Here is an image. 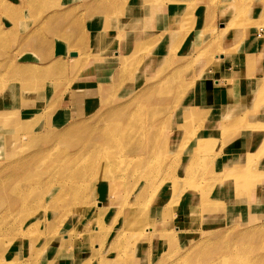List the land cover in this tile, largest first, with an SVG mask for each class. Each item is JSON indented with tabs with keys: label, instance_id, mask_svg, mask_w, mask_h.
Segmentation results:
<instances>
[{
	"label": "rangeland",
	"instance_id": "374dc122",
	"mask_svg": "<svg viewBox=\"0 0 264 264\" xmlns=\"http://www.w3.org/2000/svg\"><path fill=\"white\" fill-rule=\"evenodd\" d=\"M21 1H23V3L19 8L23 11H18L17 15V13L10 10H16V8L7 4L6 1L0 0V16L3 18L2 22L5 26H7L5 20L11 23L12 14L23 19L26 27L39 20V23H43L47 14H54L56 16L53 18L54 23L64 18L61 17L64 8L60 9L61 11L58 10L61 7V0H38L37 2L34 0H19V2ZM62 1L64 2L65 0ZM166 1L168 0H160L159 3L166 4ZM178 1L183 6L179 12L183 11L188 4L192 7L190 8L188 6V8H190L189 10H191L189 11L190 17L185 18V15L180 14V18H178L177 21L174 20V26H176V28H173L171 32L168 30L171 38L170 42L166 44V47L170 49L165 53L166 47H163L160 51V56L154 59L151 65L144 64L143 67L142 65H138V62L136 64L135 62L130 64L127 57L124 56L119 61L121 65L119 63V66H116V68L108 70L106 78L88 80L86 83L87 86L93 87L100 84L102 88L94 89L95 91L88 97V108H84L85 111H83L82 114L79 113L81 112V108L75 111L73 110V113H71L69 109L63 107L64 105H67V107L69 105L65 97H67L68 91L71 88L79 86L74 78L77 75L86 76L88 73L84 71L91 69L88 67L90 65L87 64L95 63L98 58L94 57V59L90 61L93 58V56H90L87 60L83 59V61H79L81 63H78L72 61L73 59L70 61V55L67 54V58L61 60V63L58 62L56 66L53 67L55 69L48 70L47 68L51 64H17L14 62L13 57H11L10 50L12 45L16 47L17 42L15 41L14 44H11L9 37L7 40H0V108L2 112L4 111V113L0 114V174L11 172V169L9 167L6 169V166H4L3 171H1L2 162L13 160L17 154L21 153V155L17 157H20V161L23 162L19 164L20 167L16 166L18 169L14 168L13 165L11 166L14 171L17 173L20 172L18 177L11 178L10 175V177H6L0 182V184L4 185L3 187L0 186V238L3 237V239H0V255L9 256L12 251H16V239L25 238L17 233L20 227L22 229H30L32 232L30 233L32 239L22 240L24 243V246H22L23 256H26L27 252L31 249L30 252L32 253L35 250L37 252L39 251V254H42V250L46 243L45 239H49L50 236L53 235L54 229L60 224H62V231L65 230L64 228L70 230L75 227V231L72 234H79L93 227V224H87L86 221L83 220L82 223L80 222L81 225L78 228L79 224L77 220L74 221L75 223L71 224V219L62 221V218H59V214L61 211H65L66 213L67 210L69 211L71 208L79 209L92 205H96L94 207H97V194H108L106 188H103V190L98 189L99 191H97V194L89 193L84 197L78 194L76 195L77 201L73 202L70 187L63 185L64 192L56 193L58 202L56 201V206H52L48 203L49 196L45 190L47 186L43 183H37L36 187H34L33 183H35L36 176L39 179H48V173L42 170H44L48 164L56 163L57 160H59L57 158L62 156L63 150L72 151V145L82 143L83 135L95 132L99 128V130H105L104 127L106 125V127L110 126L111 130V127L118 125L122 126L123 122L125 124L126 122L135 121L136 128L139 130L140 134L132 137L131 141L134 142L138 139V141L143 140V142H145L149 138L155 137L157 145V152L153 154H150V148L148 149L149 156L157 158L154 163L155 168L151 166L147 168V166H145L139 169V171L142 173L144 172L150 177H156L158 180L166 183L168 188H170V191L166 194V199L168 201L166 203H170L172 207L166 211V216L159 221L163 222L167 219L171 221V218L178 219V217H181L182 220L177 221L181 222L182 225L175 222V226L172 225L170 227V232L173 231V233H171L173 237L172 239H168L164 236V232L161 234L163 231L161 230V224H158L159 226L157 225L156 228L143 225L138 211L135 213L133 224H130L126 233L123 237H120V241L118 240L122 251L128 254H134L137 251L139 256H141L140 264H169L177 260H179L178 264H205L207 262L208 264H248V262L249 264H264V37L262 38L263 44H260L258 41L259 36H264V24H259L260 22L258 23L257 21V18L261 15V11L264 10V0H227L226 3H221L219 0ZM192 1L193 3L190 4ZM125 2L124 0L117 1L115 9L117 15L113 13L108 19L106 17V27L104 26V29L111 27L110 23H108L111 21L110 19L114 18L116 20L119 17L121 18L123 14L122 7H124ZM199 2L201 4H206L205 17L201 16L202 13H199V9H197ZM1 4L6 5L10 9ZM64 4L65 2L63 5ZM110 4L111 0H108V2L103 3V6L105 7ZM99 5L102 6V4ZM222 6L231 7L233 10L226 23H224L226 21V15L224 14L226 13H222ZM33 12H35V14ZM44 12L47 13H45V18H43L44 16L41 17ZM218 14H220V16H218ZM191 16H193V18L195 16L197 20H199L198 17L203 19L202 24L199 23V25L201 24L200 27L197 26L199 21L196 22L195 26V22L192 20L193 25H190ZM233 16L236 18V23ZM50 18L51 17L47 19L50 20ZM245 19L248 21V25L246 24L241 27V23ZM46 25L49 24L46 23ZM38 26L35 29V33ZM259 27L263 28L260 34L256 33ZM202 29L204 30L201 35L200 31ZM0 31L1 37L3 30L0 29ZM122 34L123 31L116 36H121ZM39 35L40 34L36 33L34 37L32 34L36 40L41 38L38 37ZM167 35L168 33L164 32V37H167ZM214 36L215 39L213 38ZM252 37H254L256 41H252ZM44 38L48 40L45 35ZM157 41H159L160 45L161 40ZM41 44H43V42ZM247 46L254 47L257 53L256 59L245 64L244 60L242 61L241 58L245 56ZM200 51H205V58L199 59L198 55L200 56ZM162 53H165L166 56L168 53H170V56L173 53V57L171 56L169 58L168 64H163L165 58ZM133 55H135V52L131 54V56ZM236 55H239L238 57L241 59V63L238 64V67L236 66L235 71H233V83H230L233 94H230L229 102L224 105L223 111L210 112L208 108L205 109L203 107L204 105L200 104L198 101L194 102V99H202V88L200 84L203 81V77L207 75L205 72L216 65L219 58L224 56L234 61V59H237L234 58ZM205 59L208 63H205ZM86 61L90 62L86 63ZM185 63L189 65L186 66ZM24 66L36 67L41 69L42 72L41 74L30 72L31 70L24 68L22 72H19L20 74L13 73V68ZM98 70L97 72H102L104 68L102 67V69ZM238 73H241V76H247V80H244L242 83L245 89L243 90V96L239 95L238 86L240 83L238 81ZM91 77L95 76L91 75ZM253 77L254 81L252 80L253 83L251 84L250 79ZM27 80L32 81L30 82ZM44 83H50L51 89H45L43 87ZM154 84L156 85L154 86ZM82 88L86 89V87ZM26 90L27 92H25ZM13 92L16 94L15 99L12 96ZM65 94L67 95L65 96ZM125 104L127 107L124 110L123 105ZM15 105L18 106L17 110L12 112L10 108H14ZM114 108L117 109L114 110ZM7 109H10L11 119L7 122H2L4 117H7L4 121L9 118ZM44 110L45 113H48V118L46 120L41 119L43 115H40ZM111 111H113V115ZM126 111H131V113H127ZM57 117L61 121V125L53 128L57 123ZM44 122L46 123L44 124ZM71 122L73 123L69 127V123ZM173 122L178 124V126L175 124V127H179L183 132L177 130L172 131L174 130L171 127L173 126ZM160 123V126L157 125ZM67 124L69 125L66 126ZM82 124L83 127H79V125ZM92 125L93 127L95 126V131H93ZM16 126L21 127V129H17ZM151 127L158 128L155 129L156 131L154 130L152 132L150 130ZM168 127H170V133L167 139L166 135L168 132L167 134L163 132ZM66 128H72V130H66L67 133H70L69 131H71V133L64 136L63 141H57L58 147H56L58 149L55 151L52 150L47 159L42 161L36 159L31 163L24 158L22 159L26 151L37 150L43 145V143L33 144L32 141L34 137L41 136L46 130L56 136L58 131ZM76 128L78 131H75ZM16 135H18V137ZM197 136L202 137L203 141L199 144V148H191L192 151L196 152V154H193L196 165L193 169L191 168L188 170L189 176L185 183L175 180L176 177L177 179L185 178L184 174L186 169L184 167L188 164L189 158H192L190 151L187 154V149L190 147V143L196 146L195 138H197ZM25 138L27 140H25ZM53 139L56 138L54 137ZM122 139L128 141L130 137L126 136V138L122 137ZM248 139L250 142L241 152L240 150H229L230 147L227 148V144L234 140L240 142L244 140L248 141ZM4 141H6V143H11H9L10 145L7 146L5 150L1 149ZM26 145L28 146L22 151V146L24 147ZM184 146H186L185 150L180 151L179 148ZM11 149H13V152ZM145 149L146 147H144V150ZM246 150H249L247 151L248 153ZM119 151L122 150H117L116 153ZM230 152L232 154L237 152L240 153L229 158L231 161L227 162V164H232L233 166L225 168L221 165L220 159L228 158L226 156L227 153ZM117 156L116 154V158L113 159V161L115 167L120 169L119 171H115V174H121L124 162H128V159L119 160ZM170 158L173 159L171 160ZM185 160H187V162ZM138 164L139 163H135L136 166H138ZM166 165H169V167L166 168ZM170 165H175L178 170L169 172ZM210 165L215 167L211 169ZM227 172H234L238 175L236 177H228L227 174L223 177ZM176 174H178V176ZM214 174L216 176L218 175L217 180L214 178ZM79 179L81 180L80 184L82 181H85L82 183L83 187V185L85 186V184H88L90 176L81 177L80 175L78 177V182ZM237 179H239L240 182L234 183ZM174 183H183V185H181L183 188L179 190L181 186L173 187ZM231 187L233 188V193L230 194V200L225 201L229 203H226L223 207L220 203L216 204L217 199H226ZM56 190V188L52 189L53 192ZM126 190L127 187L121 183L117 185L115 192L121 195ZM153 190L152 193L148 195V199L154 196L155 192L153 193ZM38 191V194H41L43 198L41 204L34 208L29 207L26 209L29 211L32 210V212L21 224V214L24 213L23 211L26 212V210L19 207L21 205L19 204L20 202L18 203L19 206L13 208L10 200L11 197L15 196L19 199L22 197L28 200H35L36 195H38L35 194V192ZM190 192H195L197 194V199L195 205L193 204V210L184 213L183 211L187 210H184V208L179 209L178 207L182 205L181 203L185 204L186 197ZM3 197L4 199H2ZM95 197L96 199H94ZM250 197L251 201H248ZM210 198L213 199L212 203L210 202ZM117 199L118 198L114 199L113 202L115 204L108 210V218L104 219L102 222L104 224V240L95 247V260L97 262L101 261V264H103V259L106 257L113 260V257L115 258L116 255L119 260L123 261L121 252H116L112 249L109 250V243L111 240L113 241V239L116 240L117 228L120 226V224L116 226H112L111 224V219L114 217L115 211L119 208ZM236 200L239 201L236 202ZM72 204L79 207H74ZM142 206L143 204L141 208ZM106 209L107 207L104 208V210ZM20 212L22 213L20 214ZM69 212L71 214V211ZM182 212L184 214L183 217L180 216ZM73 214L79 217L82 215V212L79 210ZM74 219H76V217H73V220ZM120 222L121 220L119 219L118 223ZM176 226L179 227L176 228ZM174 229L179 230L176 231ZM110 230H112V232L108 234ZM36 232L38 235L35 234ZM93 232L96 233V231ZM93 236L98 237L99 235L93 234ZM81 239L82 238L76 240L78 245L75 250L82 251V249L85 248V251H88L85 254L90 253L93 247L86 245V243L82 245ZM31 242L35 243L32 244L34 248L32 245L30 246ZM4 246H6V248ZM145 247H150L153 251H148ZM148 252H150V254H148ZM33 254H35V252ZM106 254H108V256ZM209 259H211V261H209ZM39 260L37 264L41 263ZM79 263L80 259L78 264ZM93 263L89 261V264ZM30 264L35 263L31 262ZM42 264H45V262L42 261ZM113 264H117V262H113ZM129 264L137 263L132 260Z\"/></svg>",
	"mask_w": 264,
	"mask_h": 264
},
{
	"label": "bare ground",
	"instance_id": "6f19581e",
	"mask_svg": "<svg viewBox=\"0 0 264 264\" xmlns=\"http://www.w3.org/2000/svg\"><path fill=\"white\" fill-rule=\"evenodd\" d=\"M34 1L37 2L38 0H34ZM99 1H101V0H99ZM168 1H170V2L176 1L177 2V0H168ZM124 2H125L124 7H122L123 8V11H122L123 12V25H124V32H125V36H126V42L128 44V46H127L128 47L127 48L128 53H126L125 56L127 57V60L129 61L130 64H133L134 62L136 64L138 62V65H142V67L144 66V64L151 65V62H153V60L156 58V55H157L158 49H159V41H157V40H162V38H163V40L165 39V37H164V32L166 31L165 27H164L163 30H160L158 28V26H159V22L158 21L159 20L166 21L164 25L167 26L166 27L167 30L171 31L173 28H176V26H174V20L177 21L178 18H180V14L185 15V18L190 17V12L189 11H191V10H189V9L192 6L190 7V5L188 4V6L190 8H188V6H187L183 11L179 12L180 10H178L176 13L170 14L169 18L168 17L165 18L166 14L168 12L167 11V6H166V4L159 3L160 0H124ZM98 3H100V2H98ZM192 3H193V1L190 4H192ZM33 9H35V8H33ZM101 12H103V11H101ZM105 12L107 13V11H105ZM263 12H264V10L261 11V15L257 18L258 23L260 22L259 24H264V13ZM33 13L35 14V12H33ZM55 13H57V12H55ZM116 13L114 12V15ZM262 13H263V15H262ZM46 14H44V15L42 14L41 17L44 16L43 18H45ZM49 17H51L50 20L47 19ZM54 17H56L54 14H50V15L47 14V16L45 18V21L43 23H39V26H38V29H37L36 33L40 34L38 37H41V38L38 41H40L41 43L48 41V40H46L44 38L43 29L49 30V28H50L52 30V27L54 26V21H53ZM208 17H209V15H208ZM233 18H234V21L236 23V18L234 16H233ZM107 19H108V17H107ZM192 20H193V16H191V18H190V25L191 26L193 25ZM205 20H206V18H205ZM47 21H49V22H47ZM74 21H76V20H74ZM117 21H118V18L115 20V22H117ZM208 21H209V19H208ZM247 22L248 21L246 19L243 20L242 23H241V27L245 26L247 24ZM46 23H48L49 25H46ZM74 23L77 24L78 22H74ZM74 23H73V25H74ZM108 23H110V22H108ZM117 26H118V24H117ZM205 28H207V27H205ZM79 29H81V28H79ZM81 30H83V29H81ZM203 30L204 29H202L200 31L201 35H202ZM77 31L79 32V30H77ZM105 33H107L106 28L105 29L103 28L101 30V32L97 33V36H96V39H95V45H94L95 51L93 52L92 55H90L89 52L86 53V52H83V51H81L79 49L80 51H77V55L74 52L76 56L75 57L73 56L74 59L72 61L81 63V62H79L80 60H82V61H83V59L87 60V58L90 57V56L91 57L93 56V58L90 61H92L94 59V57L98 58L99 60H103L105 58L104 55L106 53L112 51V48H113L112 46L115 45V44H113L112 41H110L109 39H106V36H105L106 34ZM166 33H168L167 36H169L170 33L167 32V31H166ZM0 34H1V31H0ZM84 35H86V34H84ZM77 37H75V38H77ZM263 37L264 36H259L258 37V41H259L260 44H263V39H262ZM213 38L215 39V36ZM214 39H213V41H214ZM256 39H257V37H256ZM72 40L75 41L74 39H72ZM251 40L252 41H256L254 39V37H252ZM155 41H157V42H155ZM77 42H79V41H77ZM83 45L85 46V44H83ZM36 46L38 47V45H36ZM77 47H78V45H77ZM124 47H125V45H124ZM74 49H75V47H74ZM205 49H208V48H205ZM133 52H135V55L131 56V54ZM169 54L170 53H168L167 56L163 55L164 58H165L164 59L165 62L163 63L164 65L168 64V60H169V58L171 56L173 57V55H172L173 53L171 54V56ZM199 54H200V56L198 55L199 59H203V58L206 57L205 51H202V52L200 51ZM143 55H146V56H143ZM118 57H119V55H118ZM52 60H53L52 61L53 63L47 68L48 70L55 69L53 67L56 66V64L58 62L61 63L60 61L62 59L61 58H54ZM193 60H195V59H193ZM89 62L86 61V63H89ZM78 63H77V65H78ZM205 63H208L206 61V59H205ZM87 65H90V64H87ZM120 65H121V63H120ZM187 65H189V64H186V66ZM88 67H90V66H88ZM182 67H180V68H182ZM24 68H28V70H31L30 72H37L39 74H41V72H42L41 69H38L36 67L24 66V67L13 68V73L18 74L19 72H22ZM97 69H98V67H97ZM90 70L91 69H88V70H85L84 72H86V73L89 72L90 73L91 72ZM22 79H24V78H22ZM27 81H30V80H27ZM149 83H151V82H149ZM155 85L156 84H154V86ZM235 85H236V83H235ZM43 87L45 89H47V90L51 89L50 83H44ZM153 87H152V89H153ZM147 89H149V88H147ZM25 92H27V90ZM30 92H32V91H30ZM12 94H13L12 95L13 98L15 99L16 98L15 92H13ZM66 95L67 94H65V96ZM17 105H18V103H17ZM125 105H123V109L124 110L127 107V105L126 106ZM17 107L18 106L15 105L14 108L12 109V112L16 111ZM84 108H88V107L81 108V112H79V113L82 114L83 111H85ZM115 109H117V108H114V110ZM123 109H122V111H123ZM112 112L113 111H111V114L113 115ZM116 112H117V110H116ZM127 113H131V111H128ZM7 114H8L9 118L6 121H4V119L7 118V117H4L2 122H7L8 120L11 119L10 111H8ZM40 115H43L41 117V119H43V120L44 119L46 120L48 118V113H45V110L43 112H41ZM129 116H130V114H129ZM106 117H107V115H106ZM103 120H102V122H103ZM176 120H177V118H176ZM121 121H122V119H121ZM124 121H127V120H124ZM45 123L46 122H44V124ZM72 123L73 122L69 123L70 125L67 124L66 126L69 125V127H70ZM94 124H96V123H94ZM175 124H176L175 122L172 123L173 126H171V127H172V129H174L172 131H175V130L182 131V130H180L179 127H175ZM59 125H61V121L57 117V123H56L55 126H53V128L56 127V126H59ZM157 125L160 126L161 123L157 124ZM176 125L178 126V124H176ZM106 126L104 127L105 130L103 128H101L103 130H99L100 129L99 128L98 130L95 131V128H94L95 126L93 127V125H92V127L94 129L93 131H95V132H91L90 134L83 135L84 137H83V142L82 143L72 145L71 146L72 147L71 148L72 151L63 150L62 156H60V158H57L59 160L56 159L57 160L56 163L54 162L52 164H48L46 166V168L44 170H42L43 172H47L48 173V176H49V177L47 176L48 179H46V178L39 179L36 176L35 183H33L34 187H36L37 183H40V184L43 183V184H45L47 186V188L45 190L47 192V195L49 196L48 197V203H49V205H52V206H56V204L58 202V196H57L56 193L64 192L63 191V189H64L63 185H65L67 187H70V192L72 193L71 196H72V201L73 202L77 201L76 195H78V194H80V195H82V197H84L85 195H88L89 193H93V194L96 193L97 194V191H99L101 189L103 190V188H106L108 190V194H104V193L102 195H100L99 193L97 194V196H98L97 203L100 204V205L97 204V207H94L96 205H92V206H87V207H83V208H79V209H74V208L70 209L69 208L70 209L69 211H71V214H70V212L68 210L66 212L67 214L65 213V211H61L60 214H59V218H62V221H67V220H70V219L73 220V217H76V220L78 221V222L77 221L76 222L79 224L78 228L81 225L80 222L82 223L83 220L86 221L87 224H93L94 226L89 228V229H86V231H83L82 233L72 234L75 231V227L73 229L71 228L70 230L69 229L67 230L66 228H64L65 230L62 231V229H61V225L62 224H60L59 226H57V228L54 229L53 235H51L49 239H45L46 243H45L44 249L42 250V254L41 253L39 254V251L37 252L35 250H34L35 254H33L34 252L33 253L30 252L32 250L31 249L29 252H27L26 256H23L22 246H24V243H23L22 240H24V239H32V237H30V233H32V232H31L30 229H27V228L26 229H22L20 227L21 226L20 225L19 226L20 229L18 227H16V228L19 229V231L17 233L21 234L25 238L16 239V245H15L16 251L15 252L12 251V253H10L9 256L0 255V264H30L31 262H34L35 264H37L38 260L41 257H44L45 253L47 251H50V250H53L52 254L54 255V253H55L56 256L66 255L65 259L62 262H60V264H78L79 259H80V263L79 264H89V261H92V263L94 262L95 264H101V261L97 262L95 260V256H94L95 247L104 240V237H103L104 224L102 222H103L104 219L108 218V216H109V215H107L108 210H109V208L112 207L113 204H115L113 202L115 198H118L117 199V201H118L117 204L119 205V208L115 211L114 217L111 219V224H112V226H116V225L120 224V226L117 228L118 230H117L116 240L113 239V241L111 240V242L109 243V245H110L109 250L112 249V250H114L116 252L117 251L121 252L122 256H123V261L119 260L117 258V255H116L115 258L113 257V260H110L107 257L105 259H103V264H113V262H117V264H129L130 262H132V260L135 261L137 264H140L141 256H139V253H137V251H136L134 254H132V253L128 254L125 251H122L121 246H120V242H119L120 241L119 240L120 237H123V235L128 230L130 224H133L134 219H135V213L138 212V211H139L138 212L139 216H141L143 225H145L147 227H151L152 226V227L156 228L158 224L159 225L161 224V230H163L161 232V234H163V232H164V236L166 238L172 239L173 236L171 235V233H173V231L170 232V227L172 225H174L175 222H178L177 220H182V218L181 217H178V219H172L171 218V221L169 219L164 220L163 222L159 221L161 218L166 216V211H168L172 207V205L170 203H166V202H168L167 199H166V194L168 193V191H170L169 190L170 188H168L166 183H164L163 181L158 180L156 177H154V176L150 177L147 174H145L144 172L142 173L141 171H139V169L144 168L145 166H147V168H149L150 166L152 168L154 167V163H155V160L157 158L150 157L149 155L157 152V145H156L155 137L149 138L145 142H143V140L138 141V139L136 141L132 142L131 138L140 134L139 130L136 128L135 121H130L128 123L126 122L125 124L123 122L122 126L118 125V126H115V127H111L112 128L111 130H110V126H108V127H106ZM79 127H83V124L79 125ZM16 128L19 129V130L21 129V127H18V126H16ZM49 128H52V127H49ZM49 128H46V129H49ZM88 128H90V127H88ZM156 128H158V127H154V128L151 127L150 130L153 132ZM67 129H69V128H66L64 130L58 131L56 136L53 135V133H51V132H47V130H46V131H44V133H42L41 136L34 137V139L32 141L33 144L43 143V145L40 148H38L37 150L28 151V152L26 151L23 154V157L21 156L22 159L24 158V159L28 160L30 163L33 162L36 159H38L39 161L47 159L49 157V155H50L52 150L55 151V150L58 149L57 148L58 147L57 146V143H58L57 141H59V140L63 141L64 136H66V135L71 133V131H69L70 133H67L66 132ZM69 130H72V128H70ZM75 131H78V129L76 128ZM88 131H90V130H88ZM169 131H170V127H168L163 132L165 134H167V132H168V134L166 135L167 139H168V136H169V133H170ZM18 135H16V136L18 137ZM126 136L130 137V140L125 141V139H122V137L126 138ZM22 137H24V136H22ZM25 137H26V135H25ZM54 137L56 139H53ZM25 140H27V139L25 138ZM195 140H196V146L191 145V143H190V147L187 149V154L190 151L191 155H192V158H189L187 165L184 164L185 165L184 168L186 169L185 174H184L185 178H178L177 179V177H176L175 180H179L180 182L185 183L186 179L189 176L188 175V170L191 169V168L193 169L195 167L196 160L193 158V154H196V152L192 151L191 148L192 149L195 148V147L199 148V144L203 141V138L197 136V138H195ZM9 143L10 142L6 143V141H4L2 143V146H1L2 148L1 149L5 150L6 147L11 144V143L10 144ZM27 143H29V142H27ZM27 146L28 145H26L24 147L22 146V151L25 150V148ZM144 147H146L145 150H144ZM185 147L186 146H184L182 148H179L180 151L185 150ZM149 148H150V154H149V151H148ZM13 149H11L12 152H13ZM179 149H178V151H179ZM117 150H122V151H119L118 153H116ZM247 151H249V150H246V152ZM240 152H237V153H234V154H232L231 152L227 153L226 157H228V158H223V159L221 158L220 159L221 165H223V167H225V168L232 167L233 166L232 164L231 165L227 164V162L231 161L229 158H232V156L237 155ZM116 154L118 155L117 157L119 158V160H122V159L123 160L124 159L127 160L128 159L127 160L128 162H126V163L124 162V166H123V170H122L121 174L120 173H116L117 175L115 174V171H119L120 168L115 167V164H114V161H113V159L116 158ZM18 155H21V153L17 154L15 156V158L13 160L9 161V162H7V161L2 162L1 171H3L4 166H6V169H7V167H9L11 169V172L10 173H4V174L1 173L0 174V182L3 181L4 178H6V177H10V175H11V178L19 176L20 172L17 173L16 171L13 170V167L14 168H17L16 166L20 167L19 164L23 163L22 161H20V157H17ZM126 157H129V158H126ZM170 159L172 160L173 158H170ZM223 160H224V162H223ZM185 161L187 162V160H185ZM26 163H27V161H26ZM135 163H139L138 166H136ZM12 165H13V167H11ZM27 166H28V164H27ZM168 167H169V165H166V168H168ZM213 167H215V166H213ZM213 167L211 166V169H213ZM24 169H26V168H24ZM173 170H178V168L175 165H170V168H169L168 171L172 172ZM227 174H228V177H236L238 175V174H235L234 172H227L226 174L223 175V177H225V175H227ZM80 175H81V177H84V176H87V175L90 176L88 184H85V186L83 185V187H82V183L85 182V181H82V183L80 184L81 180L79 179V182H78V177ZM176 175L178 176V174H176ZM214 178L217 180L218 175L217 176L215 175ZM85 180H87V179H85ZM18 181H19V179H18ZM115 181H116V183H115ZM239 182H240L239 179L234 181V183H239ZM121 183H122V185H125L127 187V190L125 192H123L121 195H120V193L116 194L115 189L117 188V185H119ZM183 183H174L173 187L181 186V185H183ZM0 186L3 187L4 185L0 184ZM54 188L57 189L55 192L52 191V189H54ZM182 188H183V186H181L179 188V190H181ZM152 190H153V193L155 192V194H154V196L151 199H148V195H150L152 193ZM38 193H39V191L35 192V194H38ZM232 193H233V188L231 187L229 189V195L226 197V199H217L216 204L220 203V205H222V207H223L226 203H229V202H225V201H227V200L229 201L230 200V194H232ZM196 195L197 194L195 192H190L188 194V196L186 197L185 204L181 203L182 205H180V207H178V206L177 207L179 209H181V208L183 209L184 208V210H187V211H183L184 213L191 212L193 210V208H194L195 201L197 199ZM131 198H132V201H131ZM2 199H4V197ZM94 199H96V197ZM10 200H11V204H12L13 208H15L16 206H19V204H21L19 207H21L23 210H26L29 207H33L34 208L37 205L41 204L43 198H42L41 194H38V195H36V199L35 200L34 199L33 200H28V199H25V198H22V197L19 199V198H16L15 196H12ZM212 200L213 199L210 200L211 203H212ZM249 200L251 201V197L248 198V201ZM237 201H239V200H236V202ZM2 202H3V200H2ZM142 204H143V206L141 208ZM72 206H74V205L72 204ZM74 207H79V206H74ZM105 207H107L106 210H104ZM79 210L82 212V215H80L78 217V215H74L73 214V213L78 212ZM23 212L24 213L20 212V214L22 213L21 214L22 215V220L20 221L21 224H22L23 220H25L30 215L32 210L31 211L26 210V212L25 211H23ZM183 212L180 215L182 217L184 215ZM4 218H6V217H4ZM119 219L121 220L120 223H118ZM178 223H179V225H182L181 222H178ZM177 227H179V226H176V228ZM174 230L177 231L179 229H174ZM93 231H96V233H94ZM111 232H112V230H110V232H108V234L111 233ZM35 234H37V232ZM93 234H97L99 236L98 237H96V236L94 237ZM115 234H116V232H115ZM237 236H239V235H237ZM240 237H241V235H240ZM1 238L3 239V237H1ZM10 238L13 239L12 237H10ZM79 238H82L81 239V244L82 245L86 243V245H90V246L93 247V249H92V251L90 253L85 254V253L88 252V251H85V248H83L82 251H76L75 250V248L78 245V242L76 240L79 239ZM0 243H1V241H0ZM117 243H118V245H117ZM32 244H35V243L31 242L30 246ZM4 247L6 248V246H4ZM81 247H83V246H81ZM33 248H34V246H33ZM138 250H139V248H138ZM148 254H150V252H148ZM186 254H188V253H186ZM106 255L108 256V254H106ZM178 261L179 260L172 261L169 264H178ZM209 261H211V259H209ZM48 262H49V264H54L56 262V260H52L51 259ZM45 264H48V263L45 262ZM205 264H208V262L205 263ZM248 264H249V262H248Z\"/></svg>",
	"mask_w": 264,
	"mask_h": 264
},
{
	"label": "crops",
	"instance_id": "0c3cea01",
	"mask_svg": "<svg viewBox=\"0 0 264 264\" xmlns=\"http://www.w3.org/2000/svg\"><path fill=\"white\" fill-rule=\"evenodd\" d=\"M4 1H6V3L9 4L10 6L16 8V10L10 9L6 5H3V4L1 5L6 6V8L12 10V12L17 13V15H18V11H23L22 9L19 8L20 5L23 3V1L21 2H19V0H4ZM117 1L118 0H113V1L111 0L112 5L110 4L104 7L103 3L108 2V0H101V1L99 0H96V1L95 0H65L64 5H63L64 2L61 0V5H60L61 7L58 10L64 8L62 10L63 15L61 16L64 18L63 20H60L54 23L52 30L50 28L49 30L43 29L44 31L43 34L48 39V41L43 42V44H41L40 41L34 39V37L32 36V34L36 36L35 29L39 25L40 20L26 27L23 19L19 18V16L17 17L12 14L11 23H8V20H5V22H7V26H5L2 22L3 18L0 16L1 17L0 29L3 30V32H5V33L2 32L0 40L1 39L7 40L9 37L11 40V44H14L15 41L17 42L16 47L15 45H12L10 49L11 57H13L14 62H16L17 64H21V65L22 64L24 65L44 64V63L52 64L53 63L52 59L61 58L63 60L67 58L66 57L67 54L70 55L71 52H75L77 55V51H80V50L86 53L89 52L90 55H92L93 52L95 51L94 45H95V39H96L97 33L101 32V30L104 28L106 17L112 16V14L115 12ZM219 1L221 3H226L227 0H219ZM99 4H102V6H100ZM166 4H167V11H168L167 14L168 15L166 14L165 18L166 17L169 18L170 14L176 13L178 10H181L183 8L182 4H180L178 0L177 2L176 1H172V2L166 1ZM205 7H206L205 3L203 4H201L200 2L198 3L197 9H199V13L201 12L202 13L201 16L203 17H205ZM221 10H222V13H226L224 14L226 15V21L224 23H226L233 10L231 7H228V6H222ZM101 11H103L104 13ZM105 11H107V13ZM227 11H228V14H227ZM45 13L46 12H44L43 15ZM121 16L122 17L121 18L119 17L117 22H115L114 18L110 19L111 27L106 28V31H107L105 35L106 39H109L110 41L113 42V44H115L112 48V51L106 53L104 55L105 58L103 60L97 59L95 63H91L90 64L91 72L90 73L88 72L86 76L77 75L74 78V80L77 81L79 86H77L76 88H71L68 91V95L67 97H65V99L67 100L69 105L68 107L67 105L63 106L69 109L71 113H73V110L75 111L79 108L87 107L88 101H89L88 97H90L91 93L95 91L94 89L102 88L100 84H98L97 86H93V87L87 86L86 83L88 82V80H98L100 78H106V74H108V70L116 68V66H119L118 64H119L120 59L126 55L128 44L126 42V36L124 32L123 14ZM197 16H200V15H197ZM218 16H220V14H218ZM198 18L199 20H197L194 16L193 21L195 22V26H196V22L199 21L197 26L200 27L203 22V19H201L200 17ZM74 22H78V23L76 24ZM158 22H159L158 28L160 30H163L165 27V30L169 32L166 29L167 26L164 25L166 21L159 20ZM199 23L201 24L199 25ZM77 30H79V32ZM121 31H123V34L121 36L116 37V35L119 34ZM256 33H258V31ZM74 36L75 37L78 36V37L75 38ZM170 38H171L170 34L169 36L165 37L164 40L162 38V40L160 41V45H159L156 58L160 56L159 52L161 51V49L163 47L165 48L166 44L170 42ZM72 39H74L75 41H73ZM77 41H79L80 43ZM35 44L38 45V47ZM83 44H85V46ZM168 49L169 47H166L165 53L167 52ZM256 51L257 50L254 49V47L247 46L245 50L246 54L245 56L241 58L242 61L244 60V63L246 64L256 59V53H257ZM165 53H162V55H165ZM76 55H74V57ZM238 56L239 55L234 56V58H237V59H234V61H232V59L225 58L223 56L219 58V60H217L216 65H214L212 68L209 67L210 69H208L205 72L207 73V75L203 77V81L200 84L202 88V91H201L202 99L201 100L194 99V102L198 101L200 104L204 105L203 107L205 109L208 108L210 112H214V111L222 112L223 111L224 105L227 102H229L230 94H233L232 92L233 89H232V86L230 88V83H233V76H234L233 71H235V67L236 66L238 67V64L241 63L240 62L241 59ZM74 57L70 55V61L74 59ZM97 67L98 69H102L103 67L104 71L97 72L99 71ZM233 67H234V70H233ZM91 75H94L95 77H91ZM238 75H239L238 81L240 83L238 86L239 95L243 96L242 95L243 90L245 89L243 88L242 83L244 80L245 81L247 80V76H241V73H238ZM253 79L254 77L250 79L251 84L253 83L252 82ZM84 85L86 86V89L82 88V87H85ZM10 109H13V108H10ZM10 109H7V110L10 111ZM2 113H4V111L2 112V109L0 108V114ZM249 142H250L249 139L248 141L244 140L240 142H237L234 140L231 143L227 144V148L230 147L229 150L231 149L232 151H235V150L241 151L244 147L248 145ZM75 220L76 219L71 220L72 221L71 224L75 223L74 222ZM145 249H147L148 251H153V249L150 247H147V248L145 247ZM52 252L53 250L47 251L45 253V256L39 260L41 262L40 264H42V261L47 262L49 264L48 261H50L51 259L56 260L54 264H59L65 259L66 255L56 256L55 253L53 255Z\"/></svg>",
	"mask_w": 264,
	"mask_h": 264
},
{
	"label": "built area",
	"instance_id": "2783aa9c",
	"mask_svg": "<svg viewBox=\"0 0 264 264\" xmlns=\"http://www.w3.org/2000/svg\"><path fill=\"white\" fill-rule=\"evenodd\" d=\"M262 30H263V28L260 27L259 30H258V33L260 34V32H261Z\"/></svg>",
	"mask_w": 264,
	"mask_h": 264
},
{
	"label": "water",
	"instance_id": "95a60500",
	"mask_svg": "<svg viewBox=\"0 0 264 264\" xmlns=\"http://www.w3.org/2000/svg\"><path fill=\"white\" fill-rule=\"evenodd\" d=\"M70 55H75V53L74 52H71Z\"/></svg>",
	"mask_w": 264,
	"mask_h": 264
}]
</instances>
